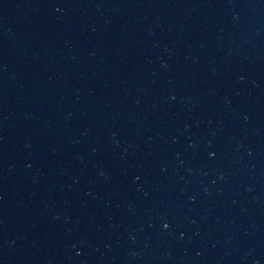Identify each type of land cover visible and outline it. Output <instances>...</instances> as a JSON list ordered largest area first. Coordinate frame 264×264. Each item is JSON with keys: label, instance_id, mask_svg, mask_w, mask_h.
<instances>
[{"label": "water", "instance_id": "95a60500", "mask_svg": "<svg viewBox=\"0 0 264 264\" xmlns=\"http://www.w3.org/2000/svg\"><path fill=\"white\" fill-rule=\"evenodd\" d=\"M0 264H264V0H0Z\"/></svg>", "mask_w": 264, "mask_h": 264}]
</instances>
